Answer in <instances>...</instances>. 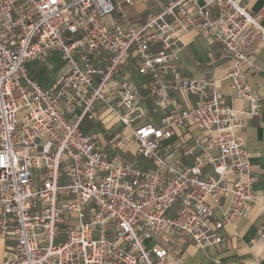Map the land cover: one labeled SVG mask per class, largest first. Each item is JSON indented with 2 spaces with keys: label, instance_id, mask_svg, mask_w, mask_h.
Wrapping results in <instances>:
<instances>
[{
  "label": "built area",
  "instance_id": "1",
  "mask_svg": "<svg viewBox=\"0 0 264 264\" xmlns=\"http://www.w3.org/2000/svg\"><path fill=\"white\" fill-rule=\"evenodd\" d=\"M122 4L0 0V237L13 242L0 264H183L146 239L219 244V232L261 197L237 131L247 112L230 106L216 83L231 79L250 114L264 108L246 76V68L264 76L250 50L257 39L264 46V5L254 12L250 0H166L139 26L125 27L110 20ZM190 31L222 45L232 65L220 79L185 74L178 51ZM55 51L66 71L45 85L27 64ZM128 62L152 82L146 99L167 110L160 125L135 127L145 116L140 93L130 78L117 77ZM167 71L170 81L161 77ZM173 90L203 100L184 107ZM98 102L131 128L139 144L131 159L109 157L82 128L85 119L100 120ZM173 127L183 133L181 159L163 144ZM192 127L201 135L186 138Z\"/></svg>",
  "mask_w": 264,
  "mask_h": 264
},
{
  "label": "crops",
  "instance_id": "2",
  "mask_svg": "<svg viewBox=\"0 0 264 264\" xmlns=\"http://www.w3.org/2000/svg\"><path fill=\"white\" fill-rule=\"evenodd\" d=\"M118 1L123 2L122 9L110 20H119L125 27L139 26L149 15L160 11L166 2V0H137L134 6L127 3L128 5L123 7L124 0ZM263 5L264 0H250V8L254 12L259 11ZM262 23L264 24V18ZM250 50L254 56L255 64L264 68V46L259 39L255 40ZM55 52L59 53L58 51ZM59 55L61 56L60 53ZM178 55L185 74L197 80L220 79L232 65L231 60L224 55L223 47L219 42L195 31L183 34L182 46ZM65 71L66 67L64 71L59 72L53 80H49L45 85L54 82ZM135 76H137V80ZM246 76L253 86L254 93L264 97L263 72L254 68H246ZM117 77L119 79L130 78L140 93V103L144 108L145 116L135 127L143 125L147 120L155 125H160L162 115L167 110L164 107L154 106L151 100L146 99L152 84L149 77L131 67L129 62L123 66ZM161 77L170 81L171 72L167 71L161 74ZM230 81L231 79L219 80L216 84L229 94L230 106L247 112L244 115L243 126L239 127L237 131L244 136L245 150L253 164L254 190L261 197L256 204L247 209L243 216L238 218L234 227H227L219 232L224 237V240L219 244L202 249L192 241L163 234L154 238L148 245H159L169 252L170 259L177 256L183 261V264H264V236L259 233L264 222V216L261 214V207L264 206V108L258 115L250 114V101L233 96L234 90L230 86ZM171 94L184 107L195 106L203 100L201 96L184 94L179 90H173ZM98 107L100 120L93 122L85 119L82 128L96 135L97 146L111 158L119 156L129 160L137 155L139 144L131 135V128L119 121L103 102H98ZM182 134L179 129L173 127L172 135L163 140V144L169 150L174 151L173 157L176 159L181 157L183 151L179 140ZM200 135L201 131L197 127H192L185 137H198ZM122 136L127 137V139L124 142H118ZM199 149L198 147L197 151ZM210 154L214 157L219 156V148H211ZM236 177L234 174L229 176L230 180H234ZM248 178L249 175L242 176L243 180ZM218 215H221L219 211ZM12 245L13 242L10 240L0 237V262L7 259L8 254L12 252Z\"/></svg>",
  "mask_w": 264,
  "mask_h": 264
},
{
  "label": "rangeland",
  "instance_id": "3",
  "mask_svg": "<svg viewBox=\"0 0 264 264\" xmlns=\"http://www.w3.org/2000/svg\"><path fill=\"white\" fill-rule=\"evenodd\" d=\"M126 5L128 4L125 3L123 7ZM211 10L213 11V18H216L218 16L217 13H215L217 11V5L211 6ZM27 66L30 72L37 76L44 84H47L49 80H53L54 77L59 72L64 71L66 67L63 58H61L57 52L49 54L45 58L40 57L31 59ZM135 79L137 80V76H135ZM141 159L145 161V158L142 157ZM152 240L153 239H146L145 243L149 245Z\"/></svg>",
  "mask_w": 264,
  "mask_h": 264
}]
</instances>
